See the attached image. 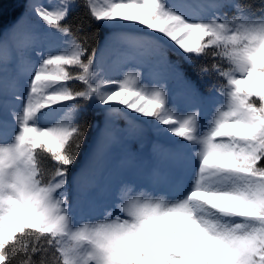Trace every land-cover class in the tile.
<instances>
[{"label": "snow or ice", "instance_id": "snow-or-ice-1", "mask_svg": "<svg viewBox=\"0 0 264 264\" xmlns=\"http://www.w3.org/2000/svg\"><path fill=\"white\" fill-rule=\"evenodd\" d=\"M78 8L93 31L67 23ZM0 35V95L11 79L18 102L0 101V264H264V0H27ZM172 53L212 60L196 67L222 81L207 117ZM169 73L193 106L171 100ZM149 130L151 170L125 178L137 153L114 150ZM70 187L77 201L104 198L94 222L75 215Z\"/></svg>", "mask_w": 264, "mask_h": 264}, {"label": "trees", "instance_id": "trees-1", "mask_svg": "<svg viewBox=\"0 0 264 264\" xmlns=\"http://www.w3.org/2000/svg\"><path fill=\"white\" fill-rule=\"evenodd\" d=\"M53 1L55 2V0ZM0 2H2L3 4L2 15H0V24H2L4 27L16 21L25 12V6L23 4V0H0ZM191 2L197 3V2H201V0H191ZM30 20L33 24H42V21H40L34 14L30 17ZM67 23L71 24L73 27H75L76 25H82L84 32H91L95 29V25L88 18L83 8H78L74 10L71 16L69 17ZM105 35H106V30L101 29L98 38L91 40L89 42V52H91V49L93 47L102 48L104 46ZM0 38H2V35H0ZM116 55L118 56L119 59L118 53H116ZM169 59L172 60L173 62H179L184 67L187 77L192 81H194L197 84V86L200 88L201 92L208 97V99L199 103L202 116L207 117L212 112L214 104L219 99L218 95L215 92L208 91V87L213 82L217 84H221L222 81H220L214 74L211 77L206 76L201 78L200 76L197 75L196 67L199 64H211L212 60L211 59L197 60L196 64H193L190 67L182 60L180 56L176 55L175 53L170 54ZM154 70L156 72L162 71L159 67H155ZM142 72L145 77V82L148 83L150 86L152 84L162 82L156 80H149L148 77L150 73L148 68H143ZM119 78H121L120 75L117 79ZM166 80H167V85H166L167 89L171 95V100L174 103L179 104L182 107L193 106V102L187 97L185 93V88L183 83L178 78H176L175 76L169 73L166 75ZM73 87L80 89L82 88V84L76 83L73 85ZM112 90L116 91L118 89L113 87ZM81 103L83 102L81 101ZM130 114L133 116L138 115L136 113H130ZM140 118L142 120H151V118H146V117H140ZM0 119L3 118H1L0 116ZM92 119L93 121L102 120V115L100 113H97L92 116ZM118 124L121 128L126 127L125 122L123 120L118 121ZM146 127L150 128V125H146ZM93 131L95 132L97 130L93 129ZM155 140H156L155 134L149 130L146 133V141L144 142L143 145H141V143H139L138 141H132L127 145H118L116 147V149L114 150V161H118L119 158L123 155L125 147H128L130 148L131 151L137 153L136 167L128 169L125 178L128 179L141 178L144 174H146L151 170L153 163L152 148H153V141ZM83 161H84V156L82 155L80 158V162L77 164L75 168L72 169V175H75L77 173ZM111 178L113 180L119 178L118 168L113 172ZM106 179H108L107 176L103 177L101 179V184H103ZM145 186H147L149 190H152V185L150 182L146 181ZM155 191L156 194H163V190L159 186L156 187ZM69 192L72 203V210L75 213V215L78 218H83L85 221L91 219L94 222L95 221L94 216L97 212V205L102 203L104 198L103 197L99 198L95 203L89 201H77L74 195V191L71 189V187ZM134 194L136 193L134 192Z\"/></svg>", "mask_w": 264, "mask_h": 264}, {"label": "rangeland", "instance_id": "rangeland-1", "mask_svg": "<svg viewBox=\"0 0 264 264\" xmlns=\"http://www.w3.org/2000/svg\"><path fill=\"white\" fill-rule=\"evenodd\" d=\"M27 2V0H23V4L25 6V3ZM35 2L38 3H42V4H49V0H35ZM52 3H55L52 0ZM97 59H99V53H97ZM118 56L116 55V52H113L111 54H108L106 56V60H105V66L106 67H110L115 61H117ZM110 78L112 79H117L119 77V74L117 73H110ZM10 88H9V95L7 97H4L3 95H0V101H4L7 100L9 103V112H11L12 108L15 106H18V102H16L11 94V79H10ZM112 90V89H111ZM0 116L3 118L4 117V113L2 111H0ZM95 220L97 219L96 215L94 216Z\"/></svg>", "mask_w": 264, "mask_h": 264}]
</instances>
